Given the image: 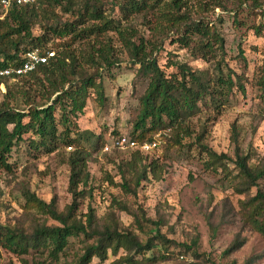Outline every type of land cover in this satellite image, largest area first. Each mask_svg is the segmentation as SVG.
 Returning <instances> with one entry per match:
<instances>
[{"label":"trees","instance_id":"1","mask_svg":"<svg viewBox=\"0 0 264 264\" xmlns=\"http://www.w3.org/2000/svg\"><path fill=\"white\" fill-rule=\"evenodd\" d=\"M105 1L37 0L35 4L21 6L12 3L6 13L0 6V17L3 16L0 19V69L18 67L28 51L38 49L44 54L51 51V42H57L54 44V57L46 64L37 66L33 72L22 77L0 78V85L18 79H29L33 81V87L42 89L46 103L52 101L51 105L44 107L43 103L30 107L25 112L19 109V105H9L8 101L18 98L16 94L11 96L9 87H6V99L0 104V170L9 173L12 171L13 164L8 160L12 150L20 142H27L28 148L35 151L43 149L46 154L54 152L59 144H62L63 149L72 150L74 147L67 160L70 169L68 191L72 196V204L64 212L59 213L53 202L46 204L28 191L23 190L22 193L25 202L22 210L26 216L34 212L46 220L54 221L58 226L47 225L35 218H31L28 228L19 222L12 226L0 223V258L2 251H6L20 259L22 264H91L93 259L103 263L109 255L118 258L116 264H161L172 260L168 248L170 244L183 248L185 253L191 250L188 245H179L161 236L141 241L133 230L119 225L115 212H128L129 209L117 198H112L109 203L108 222L99 225L90 207L87 208L84 222L78 218L80 204L86 197L93 199L96 190L90 185L87 171L89 153L80 148V144H89L94 150H99L103 147L104 140L89 131H72L70 118H76L83 113L91 96H95L102 103L103 73H108L119 63V59L115 57L112 38L108 37L114 34L127 51L131 65L138 66L137 76L147 83L145 92L138 100L139 110L133 122L131 139L139 144L151 143L154 142V136L169 132L172 137L170 145L178 149L185 148L183 142L193 138L191 124L195 118L201 114H207L208 117L212 114L218 115L229 104L232 95H246L243 75H236L225 63L224 39L205 18L219 9L233 13L236 24L242 5L248 4V10L258 11L261 16L264 13L263 2ZM227 4L236 5V8L232 7L230 11ZM116 9L124 22L137 17L143 18V24L148 27L151 39L138 33L136 28L123 24L120 19H114L112 16ZM63 16H69V19L64 20ZM148 16L150 17L147 20ZM216 20L222 23L221 17ZM36 27L41 33L38 36L33 35ZM253 29L260 36V28ZM166 40H171V45L176 44L194 60L202 59L207 63L213 61V73L208 70L193 71L186 63L168 60L163 69L158 55L163 51ZM76 45L84 48L76 49ZM239 57H242V51ZM171 67L177 73L167 75L165 69ZM256 72L255 87L264 95V59ZM21 94L27 96V105L32 102L30 93L23 91ZM53 96L55 98L51 100ZM57 111L60 112L59 118ZM59 126L63 127L62 133H58ZM233 130V140L236 142L235 127ZM202 135L203 132L193 139L208 154V168L213 171L221 169L228 178L230 171L223 162L228 160L227 156H217L202 145ZM24 137L27 139L24 140ZM142 157L139 151L131 152V159L122 163L119 168L122 181L120 189L125 195L136 197L137 189L142 182L149 180L150 175L151 180H160L161 170L158 164L152 162L143 165ZM250 159L249 156H242L238 148L235 150L233 165L237 175L231 180V188L237 195L246 196L244 201L239 202V215L243 226L264 238V193L258 188L259 181L264 179V153L262 162L255 167L249 165ZM125 170L131 172V179H126ZM107 180L112 184V179ZM254 188L257 191L251 196L250 192ZM142 221L136 217V229L140 233H144ZM80 237L83 238L82 247L78 252H73L76 256L74 263L63 261L71 255L73 248L70 240ZM156 241L160 243V247ZM241 245L236 239L224 255L229 256L236 252ZM120 251L123 255L118 257ZM181 256L184 258L179 255ZM194 257L197 258L198 255L194 254ZM204 263L212 264L209 260Z\"/></svg>","mask_w":264,"mask_h":264},{"label":"rangeland","instance_id":"2","mask_svg":"<svg viewBox=\"0 0 264 264\" xmlns=\"http://www.w3.org/2000/svg\"><path fill=\"white\" fill-rule=\"evenodd\" d=\"M262 2L264 8V0ZM232 7L236 8V5L227 4L230 11ZM233 16V13L216 9L209 13L205 20L211 22L224 39L225 63L236 75H243L246 95L238 93L232 95L229 104L222 108L218 115L212 114L208 117L207 114H201L191 124L193 138L203 132L201 144L217 156H227L228 160L223 162L230 171L228 178L221 169L213 171L208 168V154L194 143L193 138L186 139L183 142L185 148L178 149L170 145L172 137L169 132L165 135L160 133L153 137L157 147L149 154H142L143 165L152 162L158 164L161 170L160 180H151L150 175L149 180L142 182L137 189V196L133 197L125 195L120 189L122 181L119 172L122 163L131 159V151L118 149L105 151L103 147L94 150L89 144H80V148L86 149L89 153L87 171L90 185L96 190L93 199L86 197L80 204L78 218L84 222L87 208L90 207L99 225L108 222L109 203L112 198H117L133 215L116 211L115 216L119 225L133 230L141 241L161 236L167 241L190 246L191 250L185 253L183 248L170 244L168 248L172 260L161 264H205L207 260L212 264H264V238L249 227H244L240 219L239 202L244 201L246 196L237 195L231 188V183L233 185L231 180L237 175L233 165L237 148L242 156L251 158L249 165L255 167L263 160L264 95L255 87V80L256 71L264 59V13L259 16L258 11L251 12L248 10V4H244L239 10L236 24ZM112 17L136 28L138 33L151 39V33L143 24V18L137 17L124 22L117 9ZM219 17L222 18V23L216 20ZM63 19H69V16H63ZM253 27L260 28V36L255 34ZM40 34L39 28L36 27L33 35ZM108 37L112 38L115 57L119 59V63L108 73H103V101L100 103L95 96H91L83 113L76 118H70L72 131L76 133L89 131L101 136L104 140L103 146L106 141L120 134L130 137L139 110L138 100L147 87L146 81L137 76L138 66L131 65L129 55L118 37L114 34ZM56 43L51 42L49 46L53 52L56 51L54 47ZM170 43L171 40H166L163 51L158 55L163 69L168 60L186 63L193 71L208 70L213 73V61L207 63L202 59L194 60L186 51ZM74 48L84 47L76 45ZM240 51L242 57H239ZM165 73L170 75L177 71L171 67L165 69ZM6 87H9L11 96L16 94L18 98L15 101H8L11 107L19 105V109L27 112L30 107L43 103L44 107L52 104V101L46 103L42 89L37 90L35 86L33 87V81L26 78L0 85V104L6 99L4 97ZM23 91L31 94L32 102L28 105L25 103L27 96L21 94ZM54 98L55 96L51 100ZM59 114L57 111L58 118ZM233 127L237 134L236 142L233 140ZM62 131L63 127L59 126L58 133ZM115 133L118 135H114ZM25 139L27 137H24ZM73 150L74 147L70 151L63 149L62 144H59L54 152L46 154L43 149L36 151L29 149L27 142H20L14 147L8 160L13 164L12 171L9 173L0 170V223L12 226L19 222L28 228L32 222L31 218H35L47 225L58 226L54 221L46 220L34 212H30V217L26 216L22 210L25 203L22 193L23 190L28 191L46 204L53 202L59 213L64 212L72 204V196L68 191L70 169L67 160ZM124 173L126 179H131L130 171L125 170ZM107 178L112 179V184ZM258 188L264 193V179L259 181ZM256 191V188L252 189L250 195L254 196ZM135 216L143 220L141 224L144 233L137 231ZM236 239L242 243L241 247L225 256L224 252ZM81 242L82 237L70 240L73 249L71 255L65 257L63 261L74 263L76 256L73 252L81 249ZM156 243L160 247V243L158 241ZM194 254L198 257L195 258ZM122 255L123 252L120 251L118 257ZM179 255L184 256L183 260ZM117 259L109 255L105 262L99 263L97 259H93L91 264H116ZM0 264L22 262L2 251Z\"/></svg>","mask_w":264,"mask_h":264},{"label":"built area","instance_id":"3","mask_svg":"<svg viewBox=\"0 0 264 264\" xmlns=\"http://www.w3.org/2000/svg\"><path fill=\"white\" fill-rule=\"evenodd\" d=\"M37 0H1L0 6L4 13L8 11L11 7L12 3H15L18 6L21 5H32L35 4ZM0 17V19H2ZM53 51H48L42 54L38 49L28 51L23 56V62L18 67H8L6 69H0V78L5 79H15L18 77L25 76L31 72H33L37 66L46 64L48 60L54 57ZM107 143L103 146V150L109 151L110 149H118V150H128L131 152L139 151L141 154H149L157 147V143L144 142L139 144L138 142L132 140L129 136L124 134H120L117 137L112 138L110 141H106ZM108 142L110 146H108ZM71 150V148H68ZM182 260L183 257L181 256Z\"/></svg>","mask_w":264,"mask_h":264}]
</instances>
